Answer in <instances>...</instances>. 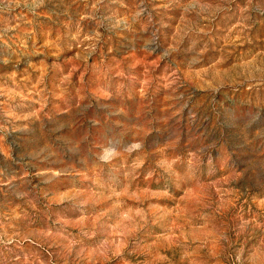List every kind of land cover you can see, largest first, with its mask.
<instances>
[{"label":"rangeland","instance_id":"374dc122","mask_svg":"<svg viewBox=\"0 0 264 264\" xmlns=\"http://www.w3.org/2000/svg\"><path fill=\"white\" fill-rule=\"evenodd\" d=\"M0 264H264V0H0Z\"/></svg>","mask_w":264,"mask_h":264},{"label":"clouds","instance_id":"9594fccd","mask_svg":"<svg viewBox=\"0 0 264 264\" xmlns=\"http://www.w3.org/2000/svg\"><path fill=\"white\" fill-rule=\"evenodd\" d=\"M140 147H141L140 144L132 143V144H129L128 146H126V151L132 152V151L139 149ZM116 154H117L116 149L114 147H109V148H106L104 150V153L100 156V159L101 160H107L110 157H114Z\"/></svg>","mask_w":264,"mask_h":264}]
</instances>
